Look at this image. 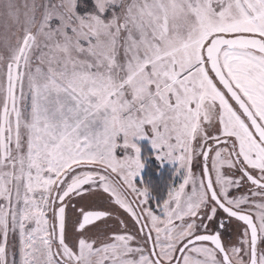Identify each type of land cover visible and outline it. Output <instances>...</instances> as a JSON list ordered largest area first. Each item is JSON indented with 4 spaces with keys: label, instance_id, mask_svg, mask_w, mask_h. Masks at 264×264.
Wrapping results in <instances>:
<instances>
[{
    "label": "snow or ice",
    "instance_id": "snow-or-ice-1",
    "mask_svg": "<svg viewBox=\"0 0 264 264\" xmlns=\"http://www.w3.org/2000/svg\"><path fill=\"white\" fill-rule=\"evenodd\" d=\"M0 264H264V0H0Z\"/></svg>",
    "mask_w": 264,
    "mask_h": 264
},
{
    "label": "trees",
    "instance_id": "trees-1",
    "mask_svg": "<svg viewBox=\"0 0 264 264\" xmlns=\"http://www.w3.org/2000/svg\"><path fill=\"white\" fill-rule=\"evenodd\" d=\"M151 150H145L144 153H149ZM158 166L157 162L154 160H149L146 168L145 173L143 175L146 182L149 184H163V182L167 179L169 173V167H164L161 169L160 175H156L154 173V168Z\"/></svg>",
    "mask_w": 264,
    "mask_h": 264
},
{
    "label": "rangeland",
    "instance_id": "rangeland-1",
    "mask_svg": "<svg viewBox=\"0 0 264 264\" xmlns=\"http://www.w3.org/2000/svg\"><path fill=\"white\" fill-rule=\"evenodd\" d=\"M140 143V146L142 148V152L144 153L145 150H151L150 149V144H149V141L148 140H141L139 141ZM164 167H170L169 165L165 164ZM145 173V170L142 172V176L144 175ZM139 179V178H138Z\"/></svg>",
    "mask_w": 264,
    "mask_h": 264
}]
</instances>
